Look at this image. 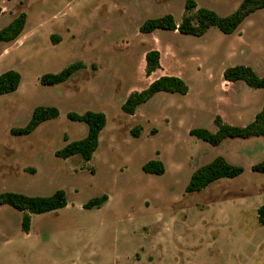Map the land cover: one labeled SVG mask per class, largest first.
Listing matches in <instances>:
<instances>
[{
    "label": "rangeland",
    "instance_id": "rangeland-1",
    "mask_svg": "<svg viewBox=\"0 0 264 264\" xmlns=\"http://www.w3.org/2000/svg\"><path fill=\"white\" fill-rule=\"evenodd\" d=\"M189 0H0V30L22 13L25 30L0 44V75L21 74L19 89L0 96V194L46 197L66 192V208L32 215L0 206V264H264V175L252 167L264 161V138L226 139L212 146L190 135L216 133L215 119L245 127L264 107V90L223 73L238 65L264 76V9L232 35L211 28L202 37L157 30L141 33L149 19L172 15L177 24ZM220 16L244 0H192ZM157 50L161 70L147 76L146 55ZM85 68L67 82L43 86L40 78L71 64ZM185 81L187 95L158 93L134 115L122 111L127 98L161 76ZM230 86V87H229ZM56 107L60 116L28 136L24 128L35 108ZM106 115L91 161L57 153L84 139L88 127L71 112ZM138 128L139 136L133 131ZM224 157L244 168L235 179H220L187 193L192 174ZM156 160L161 176L142 167ZM107 196L99 209L84 206Z\"/></svg>",
    "mask_w": 264,
    "mask_h": 264
},
{
    "label": "trees",
    "instance_id": "trees-1",
    "mask_svg": "<svg viewBox=\"0 0 264 264\" xmlns=\"http://www.w3.org/2000/svg\"><path fill=\"white\" fill-rule=\"evenodd\" d=\"M196 8L194 1L186 3L182 22L177 24L172 15L147 20L140 28L141 33L151 34L157 30L179 32L181 35L202 37L211 28H217L225 35H232L235 31L255 12L264 9V0H244L240 7L228 16H220L213 10L201 8L191 13ZM27 23L26 14L22 13L7 27L0 30V44H8L17 41L23 34ZM85 68L82 62L69 65L59 73H48L40 78L43 86H56L67 82L75 73ZM161 55L157 50L150 51L146 55L147 76L161 70ZM225 82L237 83L240 81L251 89L264 90V76L260 77L251 67L238 65L226 69L223 73ZM22 81L20 73L9 70L0 75V96L16 92ZM171 93L187 95L189 88L185 81L176 76H161L150 86L138 93L131 94L122 105V111L127 115H134L137 109L151 100L158 93ZM60 112L56 107L39 106L34 109L30 121L24 128L12 129L11 134L16 137L28 136L35 132L46 121L57 119ZM72 122L84 123L88 127L87 136L79 141L67 145L57 153L62 159H68L79 155L84 161L92 160L94 153L99 147L101 132L107 125L104 113L87 111L80 115L71 112L67 115ZM218 127L216 133L204 128L193 129L190 135L212 146H219L226 139H250L253 137L264 138V107L255 116L253 122L245 127L231 126L223 123L221 117L215 119ZM135 137L139 136V129L133 131ZM149 175L161 176L165 174V166L162 162L152 160L142 167ZM244 168L229 163L224 157H217L211 163L197 169L191 176L186 187L187 193L201 192L220 179H235L244 173ZM252 171L264 175V161L252 167ZM108 200L107 196L93 198L84 208L87 210L99 209ZM7 205L23 213L22 230L28 233L30 230L31 216L41 215L67 207L66 192L58 190L50 196H26L14 192L0 194V206ZM258 220L264 227V205L258 211Z\"/></svg>",
    "mask_w": 264,
    "mask_h": 264
},
{
    "label": "crops",
    "instance_id": "crops-1",
    "mask_svg": "<svg viewBox=\"0 0 264 264\" xmlns=\"http://www.w3.org/2000/svg\"><path fill=\"white\" fill-rule=\"evenodd\" d=\"M225 83H228V85H230V86H231L232 84H233V85L236 84V83H229V82H225ZM230 86H229V87H230ZM253 138H254V137H253ZM226 160H227V159H226ZM227 161H228V160H227Z\"/></svg>",
    "mask_w": 264,
    "mask_h": 264
}]
</instances>
